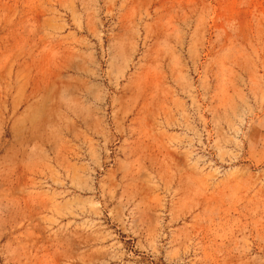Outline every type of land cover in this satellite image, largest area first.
Here are the masks:
<instances>
[{"label": "rangeland", "instance_id": "1", "mask_svg": "<svg viewBox=\"0 0 264 264\" xmlns=\"http://www.w3.org/2000/svg\"><path fill=\"white\" fill-rule=\"evenodd\" d=\"M0 264H264V0H0Z\"/></svg>", "mask_w": 264, "mask_h": 264}]
</instances>
